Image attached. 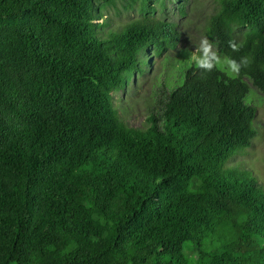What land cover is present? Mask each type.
Listing matches in <instances>:
<instances>
[{
    "label": "trees",
    "instance_id": "obj_1",
    "mask_svg": "<svg viewBox=\"0 0 264 264\" xmlns=\"http://www.w3.org/2000/svg\"><path fill=\"white\" fill-rule=\"evenodd\" d=\"M116 1L0 0V264H264V184L240 160L262 128L264 0H214L205 24L250 59L237 76L201 73L151 0L97 24ZM155 57L131 126L114 95Z\"/></svg>",
    "mask_w": 264,
    "mask_h": 264
},
{
    "label": "rangeland",
    "instance_id": "obj_2",
    "mask_svg": "<svg viewBox=\"0 0 264 264\" xmlns=\"http://www.w3.org/2000/svg\"><path fill=\"white\" fill-rule=\"evenodd\" d=\"M142 2L137 0H117L115 5H108L104 9L105 18L98 21L97 24L103 22L110 23V28H117L122 25L142 17L143 7ZM186 4L187 13L181 12L180 2H164L163 0H151L150 9L148 12L154 17H159L170 22L177 23L182 36V48L195 47L203 38V31L207 20L215 12L214 0H183ZM149 55L145 54L144 59ZM152 65L148 66L150 73L146 77L138 79L135 87H132L125 95L116 93L114 95V103L116 108L121 112V117L124 118L131 126L140 127L144 124L146 117V97L152 87V81L165 68L163 61L155 57ZM256 123L262 127L260 137L254 142L244 156L240 160L246 161L249 172H253L255 176L264 184V107L258 112ZM210 247H206V250ZM185 256L187 259H195L196 253L191 244L184 247Z\"/></svg>",
    "mask_w": 264,
    "mask_h": 264
},
{
    "label": "clouds",
    "instance_id": "obj_3",
    "mask_svg": "<svg viewBox=\"0 0 264 264\" xmlns=\"http://www.w3.org/2000/svg\"><path fill=\"white\" fill-rule=\"evenodd\" d=\"M229 46L233 51L238 52L242 47V43L233 40L230 41ZM186 53L188 60L194 62L195 67L201 73H211L214 70L223 68L229 76H237L242 69L247 68L251 63L247 56H243L239 60L231 56L222 57L214 47L213 42L206 37L200 40L194 51L189 49Z\"/></svg>",
    "mask_w": 264,
    "mask_h": 264
}]
</instances>
